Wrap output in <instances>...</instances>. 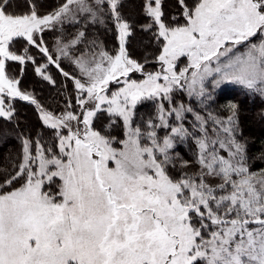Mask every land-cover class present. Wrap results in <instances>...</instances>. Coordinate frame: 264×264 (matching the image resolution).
Instances as JSON below:
<instances>
[{
	"label": "rangeland",
	"instance_id": "374dc122",
	"mask_svg": "<svg viewBox=\"0 0 264 264\" xmlns=\"http://www.w3.org/2000/svg\"><path fill=\"white\" fill-rule=\"evenodd\" d=\"M119 1L67 0L44 16L9 14L0 6V117L12 116L16 98L36 103L20 79L6 72L7 61L18 58L9 47L14 38L33 41L85 13L102 19L106 6L115 12ZM260 5L259 0H200L185 23L166 26L160 1L148 0L146 13L158 22L163 47L161 70L144 78L129 77L143 72L127 53L130 28L123 20L116 21L119 48L113 54L103 45L73 53L80 35L56 37L52 53L43 46L50 61L68 56L77 67L79 107L53 113L37 104L43 123L56 130L58 154L33 153L24 140L26 180L0 188V264H264V177L241 165L232 143L220 138L217 145L208 141L199 148L210 159V173L239 176L230 199L239 207L238 217L223 212L222 220L217 214L212 219L196 187L172 180L161 163L183 135L181 122L191 112L186 99L225 84L264 92ZM144 99L157 102L158 127L171 128L170 138L158 141L153 131L142 134L133 126L135 108ZM101 110L121 119L122 140L92 126ZM221 197L207 194L203 201ZM205 216L218 225L207 238L193 220Z\"/></svg>",
	"mask_w": 264,
	"mask_h": 264
},
{
	"label": "trees",
	"instance_id": "16d2710c",
	"mask_svg": "<svg viewBox=\"0 0 264 264\" xmlns=\"http://www.w3.org/2000/svg\"><path fill=\"white\" fill-rule=\"evenodd\" d=\"M66 1L0 0V6L9 14L35 13L44 16L58 11ZM147 1L120 0L115 12L106 6L102 19L94 20L85 13L77 21L65 24L62 28L48 29L37 34L33 41L25 37H16L11 41L10 50L18 58L7 61L6 72L11 79H20L21 89L31 92L36 103L16 98L11 104L12 116L0 117L1 189L19 186L26 180V174L22 173L25 169L21 166L24 159V140L29 142L33 153L40 149L39 151L42 150L49 156L58 154L59 139L56 130L43 123L37 104L53 113L77 111L79 107L77 101L80 97L74 82L75 77L79 76L77 67L68 56L56 59L57 63L50 61L43 46L52 53L56 37L69 39L80 35L73 53L94 51L103 45L106 51L113 54L119 48L116 21L123 20L130 28L126 43L127 53L141 65L143 72L129 77L144 78L146 74L161 70L159 56L163 47V38L158 33L159 24L146 13ZM159 1L162 22L166 26H174L185 23L186 16L192 13L200 0H183L184 5L180 0ZM259 1L262 2L259 10L264 16V0ZM37 66L41 67L42 72L36 71ZM185 102L189 104L191 112L181 122L183 135L176 138L175 145L166 153L167 158L161 162L164 172L174 181H181L189 187L194 185L195 191L201 193L199 199L202 203H209L212 219L214 214L220 219L223 212L232 216L240 215L239 207L231 205L230 201L236 186L234 179L239 176L233 173L225 179L223 174L210 173L207 165L210 159H205L199 147L208 141L217 145L220 138L226 139L236 148L235 153L241 165L247 171L260 173L264 177V92L258 86L247 87L240 84H225L218 88L209 86L206 93L197 98L186 99ZM194 113L198 115L197 119ZM157 114V102L144 99L135 108L133 126L142 134L153 131L156 139L161 141L163 137H171V128L158 127ZM92 126L116 141L125 136L121 119L106 110L96 114ZM209 152L210 150L207 153ZM163 157L165 155L162 154L160 158ZM207 194L212 197L224 195L225 198L221 197L218 201L208 198L205 202L203 200L207 198ZM200 207L206 211L205 205ZM193 220L201 226L204 238L211 237L218 230V225L213 224L207 216ZM219 232L222 233L220 230Z\"/></svg>",
	"mask_w": 264,
	"mask_h": 264
}]
</instances>
